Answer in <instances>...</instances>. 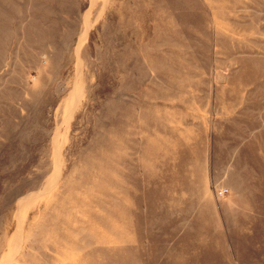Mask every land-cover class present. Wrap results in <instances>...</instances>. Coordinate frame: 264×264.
<instances>
[{
  "label": "rangeland",
  "instance_id": "obj_1",
  "mask_svg": "<svg viewBox=\"0 0 264 264\" xmlns=\"http://www.w3.org/2000/svg\"><path fill=\"white\" fill-rule=\"evenodd\" d=\"M0 264H264V0H0Z\"/></svg>",
  "mask_w": 264,
  "mask_h": 264
}]
</instances>
